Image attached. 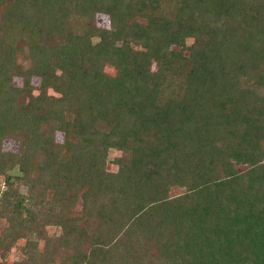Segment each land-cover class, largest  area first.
Masks as SVG:
<instances>
[{"label":"trees","instance_id":"obj_1","mask_svg":"<svg viewBox=\"0 0 264 264\" xmlns=\"http://www.w3.org/2000/svg\"><path fill=\"white\" fill-rule=\"evenodd\" d=\"M1 6L0 264H264V0Z\"/></svg>","mask_w":264,"mask_h":264},{"label":"rangeland","instance_id":"obj_2","mask_svg":"<svg viewBox=\"0 0 264 264\" xmlns=\"http://www.w3.org/2000/svg\"><path fill=\"white\" fill-rule=\"evenodd\" d=\"M2 8H3V7L1 6V7H0V13H1V11L3 10ZM98 20H99L100 24H102V25H103V24H105V25H106V24H107V25L109 24V22L107 21V18H105L104 16H99ZM192 42H193V38H188V39H187V43H188V44H191ZM174 48H176V47H174ZM24 56H25V52H24V51H20V52L17 53V58L19 59V61L22 62V63H24V65H25L26 67H28V66H29V62H28V60H26V59L24 58ZM106 70H107L109 73H111V74H114V73H115V69H114V67L110 66L109 64L107 65ZM39 84H40V80H39L38 78H34V79H33V85H34L35 87H37ZM59 138H61V137L59 136ZM4 147H5V149H7V150H10V149H11V150H15V149H16V147L14 146V144H13L12 142H7V143L5 144ZM118 155H119V151H117V150H115V149H112V150L109 151L107 167H108L110 170L116 171V170L118 169L117 165L114 163V159H115ZM244 168H245L244 166H241V167H240V169H244ZM9 173H10V175H12V179H11V180L15 183L16 186L19 187L21 193H27V186L24 185V184H19V183L17 182L16 177H17L18 175H21V172L18 170V168H14V169H12ZM2 178H3V177H2ZM1 180H2V179H1ZM2 181H3V180H2ZM1 189H2V190L6 189V185H4V182H1ZM181 191H182L181 189H174V190H173V193L176 194V193H179V192H181ZM54 230H56V228H54V227H50V231H51V232H53ZM19 257H21V252H20L19 248H15V249H13V250L9 253V255H8V261L12 262V261L18 259Z\"/></svg>","mask_w":264,"mask_h":264}]
</instances>
